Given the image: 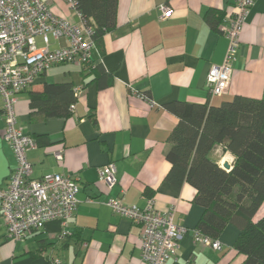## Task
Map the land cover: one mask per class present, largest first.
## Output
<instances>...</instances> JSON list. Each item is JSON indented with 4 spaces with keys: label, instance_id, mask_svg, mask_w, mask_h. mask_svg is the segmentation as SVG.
Returning a JSON list of instances; mask_svg holds the SVG:
<instances>
[{
    "label": "crops",
    "instance_id": "1",
    "mask_svg": "<svg viewBox=\"0 0 264 264\" xmlns=\"http://www.w3.org/2000/svg\"><path fill=\"white\" fill-rule=\"evenodd\" d=\"M42 1L53 14L78 21L64 0ZM159 5L171 7L167 20H159ZM235 11V0H117L115 28L103 35L91 55L94 66L101 62L109 76L106 86L98 85L99 70L93 74L75 65H59L17 95V124L36 142L26 153L31 178L69 175L79 188V203L65 224L48 221L42 231L21 241L8 239L0 214V264H144L140 226L113 213L105 205L111 198L139 209L152 199L159 212L174 207V223L186 233L165 264L243 263L245 256L235 249L239 230L232 224L216 239L220 251L193 241L203 208L193 201V187H176L166 180L170 165L165 159L167 140L177 123L164 108L166 103L219 105L236 95L264 96V0H255L239 34L229 89L223 96L209 97L206 76L222 63L227 41L206 17H219L221 25ZM52 41V50L67 44L64 39ZM45 83L83 87L70 115L46 118L30 112L29 91ZM1 104L0 99V110ZM3 130L0 116V189L16 165ZM57 151L62 152L61 162L54 157ZM211 159L230 168L234 157L217 145ZM109 162L115 164L117 183L107 189L98 180V169Z\"/></svg>",
    "mask_w": 264,
    "mask_h": 264
},
{
    "label": "built area",
    "instance_id": "2",
    "mask_svg": "<svg viewBox=\"0 0 264 264\" xmlns=\"http://www.w3.org/2000/svg\"><path fill=\"white\" fill-rule=\"evenodd\" d=\"M64 1L78 21L70 22L53 14L42 0H0V116L4 125L3 139L16 161L6 186L0 189V214L7 237L12 241H21L42 231L51 220L65 224L79 203V188L69 175L52 173L39 179L31 178L32 167L26 153L35 147L36 142L18 126L15 113L17 95L28 89L40 74L53 66L75 65L83 69L91 64L92 51L95 50L93 27L75 9L74 0ZM254 2L235 0L236 11L219 26L227 48L222 63L212 66L207 73L210 99L225 95L229 89L239 34ZM157 10L160 21L167 20L172 13L167 5H159ZM49 36L56 41L64 39L67 44L52 50ZM37 38H40L42 47L37 46ZM83 91L82 86L74 88V97L77 99ZM136 95L150 106L155 105L147 96ZM74 109L72 104L70 111ZM54 157L61 162L62 152H55ZM98 180L107 189L117 183L113 162L98 169ZM105 205L113 213L140 226V258L144 264H165L179 249L186 229L174 223V207L159 212L152 199H147L143 209L125 205L114 198ZM193 241L216 251L222 249L218 240H212L197 230Z\"/></svg>",
    "mask_w": 264,
    "mask_h": 264
},
{
    "label": "trees",
    "instance_id": "3",
    "mask_svg": "<svg viewBox=\"0 0 264 264\" xmlns=\"http://www.w3.org/2000/svg\"><path fill=\"white\" fill-rule=\"evenodd\" d=\"M74 3L93 27L98 48L103 35L115 28L117 0ZM218 18L206 17L214 30H219ZM102 65L94 66L91 60L81 70L93 74L99 70L98 85L104 87L109 76ZM73 91L70 83H45L29 91V110L46 118L67 117L76 99ZM164 108L177 118L167 140L165 159L170 168L166 180L176 187L187 183L194 188L193 201L203 208L196 230L216 240L232 224L239 230L235 249L245 256L242 264H264V216L255 219L264 203V96L236 95L219 105L173 101ZM217 145L234 157L227 170L211 159Z\"/></svg>",
    "mask_w": 264,
    "mask_h": 264
},
{
    "label": "rangeland",
    "instance_id": "4",
    "mask_svg": "<svg viewBox=\"0 0 264 264\" xmlns=\"http://www.w3.org/2000/svg\"><path fill=\"white\" fill-rule=\"evenodd\" d=\"M49 40H50V48H53L54 47V44L52 43L53 41L51 39V36H49ZM37 46L38 47L42 46V43L37 41ZM262 216H264V207L261 206L259 208V210L257 211V213L255 214V219L257 220L258 218H260Z\"/></svg>",
    "mask_w": 264,
    "mask_h": 264
},
{
    "label": "water",
    "instance_id": "5",
    "mask_svg": "<svg viewBox=\"0 0 264 264\" xmlns=\"http://www.w3.org/2000/svg\"><path fill=\"white\" fill-rule=\"evenodd\" d=\"M223 168L226 169V170L229 169L227 164H223Z\"/></svg>",
    "mask_w": 264,
    "mask_h": 264
}]
</instances>
